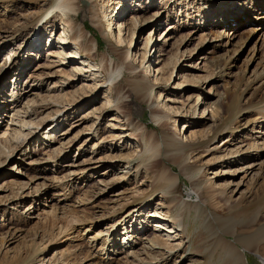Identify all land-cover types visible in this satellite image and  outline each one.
<instances>
[{
	"label": "rangeland",
	"instance_id": "374dc122",
	"mask_svg": "<svg viewBox=\"0 0 264 264\" xmlns=\"http://www.w3.org/2000/svg\"><path fill=\"white\" fill-rule=\"evenodd\" d=\"M57 1L0 0V264H239L216 239L264 224V0Z\"/></svg>",
	"mask_w": 264,
	"mask_h": 264
},
{
	"label": "bare ground",
	"instance_id": "6f19581e",
	"mask_svg": "<svg viewBox=\"0 0 264 264\" xmlns=\"http://www.w3.org/2000/svg\"><path fill=\"white\" fill-rule=\"evenodd\" d=\"M79 1L80 0H58L54 7L59 8L63 12V14L73 17V15H76L79 13V11H81L80 10L81 8L79 6V3H80ZM93 2H94V0H85L83 2V4H82V9L84 12L83 18L85 17V15L87 13V9L89 8V6ZM39 9L40 10H37V12H39V11L40 12L39 13L36 12L37 13L36 18H38L40 13L44 10L43 7H39ZM45 23L48 24V22H45ZM51 31L54 32V26L51 29ZM62 32L63 33L60 36L61 38H63V36H67L66 32H64V31H62ZM85 35H86L85 28L83 25H81V27H79V38L81 39V41L85 40ZM50 40L51 41L49 42L48 45H51L53 42L52 39H50ZM64 41H66V39ZM54 43H53V46H54ZM128 59H129V54L127 52H124L123 56H118L117 59H115V60L113 58H111L110 60H106V58L103 57L101 60V65H99V69L101 68L106 72L108 80L112 84L113 83L112 82L113 76H115L117 73L123 72V70L125 69V65L128 64ZM130 71L132 73V76H136V77L140 76L139 75L140 73H138V72L136 73L137 68L132 67V69H130ZM30 112L31 111L29 109L25 111V113H27V114H30ZM29 125H30V123L25 121L24 124H22V127L29 126ZM165 145L167 146V149L170 151V155L173 159L175 158V160H176V159H180L182 157L183 150H184V146L182 144H179L178 142L176 144L175 142L167 141ZM153 149H151V150H153ZM152 166L158 167V163L154 162ZM157 176L159 177L160 181L162 182L164 188L167 190L172 189V187L176 183V179L178 178V176H176V173H174L171 169L169 171H167L166 173H160ZM197 209L199 211V214H201V215L206 216V213H208L207 208L202 206L200 202L197 205ZM215 219H216V221H219L220 226H223L226 228L228 227L230 221H233L232 218L227 219V218H224L221 216L220 217L216 216ZM181 222L182 223L180 225L183 226V231L184 230L188 231V224L186 222H184V218L181 220ZM236 236H237L236 241L235 240H229L222 235L218 239H216V241L220 242L218 246H220L221 252H223L224 254L231 257V259L232 258L235 259L236 262H238L239 264H247L245 251H243V250H247V249H256L257 250V249H259L260 242L262 240H264V224H262V226L259 228V230L255 234L246 235V236L239 234ZM157 239H159L158 241H160V242H161V240H163L162 238H159V237H157ZM238 243L241 245L243 250H241ZM263 250H264V246L262 247V251ZM263 261H264V257H263ZM164 262H165V260H162L159 264H163ZM102 264H112V263L110 261H107V262H103Z\"/></svg>",
	"mask_w": 264,
	"mask_h": 264
}]
</instances>
